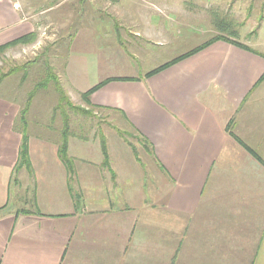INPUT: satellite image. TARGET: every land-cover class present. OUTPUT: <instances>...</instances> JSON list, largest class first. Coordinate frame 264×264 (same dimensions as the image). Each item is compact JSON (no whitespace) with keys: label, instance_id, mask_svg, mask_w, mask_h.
<instances>
[{"label":"crops","instance_id":"crops-1","mask_svg":"<svg viewBox=\"0 0 264 264\" xmlns=\"http://www.w3.org/2000/svg\"><path fill=\"white\" fill-rule=\"evenodd\" d=\"M189 1L0 0V45L56 25L65 94L80 82L64 57L86 53L81 98L106 81L87 108L142 146L68 131L64 162L73 110H32L0 82V264H264V56L218 39L146 75L216 35L264 54L258 33H230L232 0H204L221 21L211 36ZM23 131L30 172L17 169Z\"/></svg>","mask_w":264,"mask_h":264},{"label":"rangeland","instance_id":"rangeland-1","mask_svg":"<svg viewBox=\"0 0 264 264\" xmlns=\"http://www.w3.org/2000/svg\"><path fill=\"white\" fill-rule=\"evenodd\" d=\"M187 2L189 0H186ZM227 1V0H226ZM179 3L182 1H178ZM193 8H200L202 12L199 17L203 18L202 21H198L197 25L200 26L199 34L202 36H211L208 33L209 29H216L219 20L215 19L216 16L213 13H206L203 11L204 0L189 1ZM200 2V3H198ZM230 7L229 12L232 15L229 22V30L237 29L241 31L239 36L240 40L244 39V35H252L250 38H255L254 31H257L258 37H256V43H259L260 48L264 52V0H232L231 2L222 3L221 6ZM229 5V6H228ZM183 6V4L181 5ZM194 22V21H193ZM226 22V21H225ZM39 28L37 30V36L34 43L26 46H18L7 50L5 53L0 55V82L8 88V91H14L17 93L18 98L24 96L25 103L28 98L30 99L32 110H41L51 108L54 104L58 103L59 94L55 88L56 78L51 75H56L57 80L63 86L65 85L64 80H61L57 76V72L60 71V62L55 64V52H50L53 45L57 43L58 39V28L53 23L47 22L46 20L40 21ZM237 24V25H236ZM244 24V26H241ZM178 29V28H177ZM44 32V34H43ZM228 34V30L223 31ZM249 32V34L247 33ZM39 41L38 44L36 42ZM73 58H65L63 64L69 63L70 72L74 75L72 79L75 82L77 79L80 82L79 87H76L71 93V100L67 96L69 104H64L59 109L61 110H73V114L67 113V119L64 116L65 125H68L69 132L73 133L81 138H87L88 140H98L99 135L103 134L108 138L116 137V139H124L128 144L133 145L134 152L140 156L142 152V146L139 144V140L134 136L124 133V127L119 125L117 121L110 120V117L105 116L103 113L98 112L96 115L92 113H84L78 111L79 108H87L85 101L81 98L80 89L85 88L86 80L89 78L94 68H90L87 60L86 53H74ZM63 60V59H62ZM16 68V69H15ZM11 69V73L9 72ZM85 77V79H84ZM60 80V81H59ZM76 83V82H75ZM80 88V89H78ZM2 90L7 91L3 87ZM67 91V90H66ZM68 92V91H67ZM70 105L77 108H70ZM91 110V109H90ZM38 112V111H37ZM38 114V113H37ZM63 117L58 116L57 119ZM127 144V145H128ZM94 155L97 152V145L93 144V147L89 149ZM139 169L148 173L147 165L139 162ZM147 186L150 185L151 178L147 179Z\"/></svg>","mask_w":264,"mask_h":264},{"label":"trees","instance_id":"trees-1","mask_svg":"<svg viewBox=\"0 0 264 264\" xmlns=\"http://www.w3.org/2000/svg\"><path fill=\"white\" fill-rule=\"evenodd\" d=\"M221 22V21H219ZM219 25V23H218ZM241 26H244V24H241ZM237 30V29H236ZM235 29L232 30V32H230L231 34H235L236 32ZM257 31H254L252 34H257L256 33ZM234 36V35H233ZM36 39V33L35 32H31L29 34H26V35H23L17 39H14L8 43H5L3 45H0V55L5 53L7 50H9L10 48H13L15 47L16 45H19V44H29V43H32L34 42ZM218 39H223L225 41H230L231 43H233L234 45H237L239 47H242L244 49H247L249 51H252L256 54H259L261 56H264V54L256 51V50H253L251 49L250 47L240 43L239 41L237 40H230L228 39L227 37L223 36V35H216L214 37H212L211 39H209L207 42L203 43L202 45L192 49L191 51H189L188 53L180 56V57H177L176 59L156 68V69H153L152 71L148 72L146 75L149 76L151 74H154L156 72H159L161 71L162 69L166 68L167 66H169L170 64L182 59L183 57H186V56H189L190 54L200 50L201 48H204L205 46H207L208 44L212 43L213 41L215 40H218ZM16 69V68H15ZM11 71H13V69H11L9 72L11 73ZM52 77H54V79L56 80V85H55V88L59 94V100H58V103H57V108H60L62 107L64 104H69L67 103L68 101V98H67V95L65 94L61 84L58 82L57 80V77L56 75H51ZM104 82L106 81H103L97 85H95L94 87L90 88L89 90L85 91L82 93V99L85 101V103L88 104V101H89V97L91 95V93L93 91H95L97 88H99L102 84H104ZM30 101V99L28 98L27 100V103ZM27 106V105H26ZM26 106L25 108L22 110L21 112V116H20V119L23 123H25V113H26ZM70 108H77V107H73L72 105H70ZM78 111H81V112H84V113H92L91 110H89L88 108H79ZM65 118H67V116H65ZM66 120V119H65ZM69 129L68 127H65V130H64V136H63V141L60 143L59 145V149H58V153H59V157L64 161V162H68L69 161V157L67 155V133H68ZM103 143V141H102ZM103 155L106 156V149L103 145ZM21 167H24L28 172L31 171V167H30V162H29V156H28V137L25 133V131L22 132V140H21V144H20V148H19V156H18V161H17V169L18 168H21Z\"/></svg>","mask_w":264,"mask_h":264},{"label":"built area","instance_id":"built-area-1","mask_svg":"<svg viewBox=\"0 0 264 264\" xmlns=\"http://www.w3.org/2000/svg\"><path fill=\"white\" fill-rule=\"evenodd\" d=\"M43 34H44V32H43ZM38 43H39V41L36 42V44H38Z\"/></svg>","mask_w":264,"mask_h":264}]
</instances>
